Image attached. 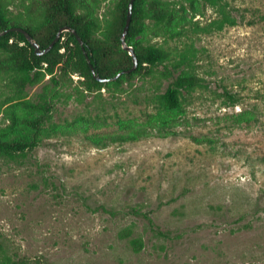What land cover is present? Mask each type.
Returning a JSON list of instances; mask_svg holds the SVG:
<instances>
[{"label":"rangeland","instance_id":"rangeland-1","mask_svg":"<svg viewBox=\"0 0 264 264\" xmlns=\"http://www.w3.org/2000/svg\"><path fill=\"white\" fill-rule=\"evenodd\" d=\"M118 1L103 0L101 27ZM193 3L166 0L178 21L144 38L171 54L175 76L203 80L165 130L148 125L173 80L164 66L95 93L75 74L19 94L0 72V142L12 111L42 114L19 104L54 107L37 150L0 159V264H264V0ZM133 130L145 137L89 143ZM29 135L19 125L7 139Z\"/></svg>","mask_w":264,"mask_h":264},{"label":"trees","instance_id":"trees-1","mask_svg":"<svg viewBox=\"0 0 264 264\" xmlns=\"http://www.w3.org/2000/svg\"><path fill=\"white\" fill-rule=\"evenodd\" d=\"M16 0H0V33L12 28L26 30L40 46L47 50L63 28H70L61 34L53 49L37 56L35 49L26 37L19 32H9L0 36V72L13 79L17 93L23 94L29 86L42 83L51 76V87L60 88L73 82L72 76L78 74L85 91L95 93L109 85L122 87L137 76H153L161 66L164 75L173 80L165 94L158 99V115L152 116L148 125L160 131L175 123L177 116L184 114L183 94L202 86L203 80L193 74L180 73L175 76L166 63L171 61V54L154 45H145L144 38L150 34L160 36L170 33L178 21L179 13L166 7V0H136L132 11V22L126 42L132 47L138 59L137 69L124 74L116 81L99 82L92 72V67L101 79L110 80L133 68V59L122 48L121 37L125 29L131 0H119L113 9L108 26L101 27L99 9L103 0H19L22 12L14 15ZM210 5H217L221 0H193ZM193 3V6L195 5ZM141 38V39H140ZM81 40L83 45L80 44ZM63 51V53H61ZM186 60V56H183ZM178 67H174L177 70ZM227 96L231 97L227 93ZM47 97L35 104H19L25 110L42 112L36 118H21L11 112V124L5 131L4 141L0 142V159L15 160L25 157L41 145V136L47 132L54 107ZM30 130L27 138L7 139L18 133V126ZM145 137L141 130H133L126 135H109L90 138L89 143L96 148H106L112 144H125L140 141ZM201 144L215 145L211 140H198ZM134 246H141L134 241Z\"/></svg>","mask_w":264,"mask_h":264},{"label":"water","instance_id":"water-1","mask_svg":"<svg viewBox=\"0 0 264 264\" xmlns=\"http://www.w3.org/2000/svg\"><path fill=\"white\" fill-rule=\"evenodd\" d=\"M135 1L136 0H131L130 1L129 10H128V16H127V22H126V26H124L125 29H124L123 34H122V37H121L122 46H123L124 50L127 51L129 53V55L132 57V59H133V68L131 70H129V71H126L124 73L119 74L117 77H115L113 79L105 80V79H101L100 77H98L97 74H96L95 69L92 67V72H93L94 76L96 77V79L99 82L116 81L122 75H124L126 73L129 74V73L134 72L137 69V67H138V59H137V57L135 55V51H134V49L132 47H128L127 46V42H126L127 34L129 33V30H130L129 27L131 26V22H132V11H133V7H134V4H135ZM65 31H69L70 32L71 29L70 28H63V29H61V31L59 32V34L56 37L55 41L45 51H41L39 44L33 40V38L31 37V35L26 30H24L22 28H12V29H10L8 31H5L4 33H0V36L1 35H5V34H7L9 32H19V33H22L26 37V39L28 40V42L35 49L36 55L40 57V56H43V55L49 53L53 49V47L55 46V44L59 42L60 37H61V34L63 32H65ZM79 41H80V44L83 45V42L81 40H79Z\"/></svg>","mask_w":264,"mask_h":264}]
</instances>
